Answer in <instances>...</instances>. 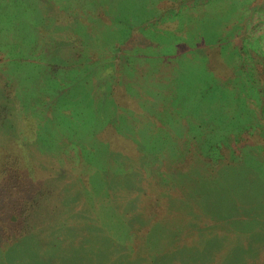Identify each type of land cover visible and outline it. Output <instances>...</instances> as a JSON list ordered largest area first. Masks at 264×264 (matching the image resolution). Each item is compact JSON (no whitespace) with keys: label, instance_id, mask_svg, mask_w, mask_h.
Masks as SVG:
<instances>
[{"label":"trees","instance_id":"16d2710c","mask_svg":"<svg viewBox=\"0 0 264 264\" xmlns=\"http://www.w3.org/2000/svg\"><path fill=\"white\" fill-rule=\"evenodd\" d=\"M261 5L260 0H206L204 15L212 16L200 21L218 28V36L208 41L222 48L233 43L239 52L238 45L246 46L245 33L250 34L251 14L259 15ZM112 37L110 43L102 41V59H109L112 71L88 76L85 103L74 90L79 85L35 92L34 111L28 110L40 127L38 138L46 137L51 148L40 150L41 138L34 147L49 162L35 152L33 160L28 150L0 155V264H24L26 256L17 257L10 247L28 246L33 236L34 264H246L236 252L203 248L206 236L219 232L218 223L234 227L245 212L258 213L249 226L261 227L264 169L221 167L226 159L232 164L251 154L253 145L243 139L248 124L220 111L212 115L207 103L188 108L196 114L191 121L174 99L181 90L179 78L167 75L166 87L157 88L159 79L151 83L136 56L128 59L117 35ZM252 44L263 66L246 65L255 86L254 72L264 75V50ZM160 94L156 110L149 111L146 101ZM206 98L200 91L198 99ZM146 151L160 158V172L146 164ZM230 196L243 214L219 212L221 204L212 205L217 197L222 203ZM190 234L199 238L182 255ZM255 262L264 264V254Z\"/></svg>","mask_w":264,"mask_h":264},{"label":"rangeland","instance_id":"374dc122","mask_svg":"<svg viewBox=\"0 0 264 264\" xmlns=\"http://www.w3.org/2000/svg\"><path fill=\"white\" fill-rule=\"evenodd\" d=\"M260 3V14L253 11L248 21L250 34L245 33L243 41L246 50L238 45L239 53L233 49L237 50L233 43L222 48L208 41V36H218V28L214 30L209 21L207 25L200 21V16H212L204 15L206 0L195 5L194 0H0V155L6 150L12 156L28 150L33 160L35 152L41 160L49 162L39 149L47 150L51 144L44 142L46 137L38 138L40 127L28 110L34 111L35 92H54L60 85H71L70 88L79 85L74 90L81 103H85L89 90L84 81H88V76L92 79L112 71L108 70L112 67L109 59H102L106 50L102 49L105 46L102 41L112 42L115 34L124 48L121 52L127 51L128 59L136 56L151 83L159 79L154 83L157 88L166 87L167 75L179 78L181 90L174 99L182 111L189 112L190 107L197 110L198 104L207 103L212 115L220 111L230 120L239 117L243 124H248L243 139L253 145L251 154L232 164L226 159L221 167L230 165L227 168L234 170L253 164L258 171L259 167L264 169V75L254 72V86L245 69L247 64L263 67L259 62L262 56L250 49L255 42L264 50V0ZM185 4H193L194 8L186 9ZM121 52L118 51L119 56ZM137 68L135 72H141ZM200 91L207 92L205 101L198 99ZM161 99L160 94L146 101L148 110H156ZM189 113L194 122L196 114ZM35 140L39 149L34 147ZM145 162L156 173L164 166L156 154L147 151ZM262 187L264 192V184ZM231 199L234 197L221 203L217 197L212 205L221 204L219 212L226 208L236 215L243 214L237 212ZM245 214L229 229H224L218 223L220 220L214 222L219 224V232L206 236L209 242L203 249L222 254L236 252L246 264L261 262L264 216L259 213L261 227L251 228L250 217H257L258 213ZM225 217L227 213L222 217L224 226ZM189 238L182 255L195 247L199 236L190 234ZM10 250L17 257L26 256L24 264H34V236L28 246L14 245Z\"/></svg>","mask_w":264,"mask_h":264}]
</instances>
